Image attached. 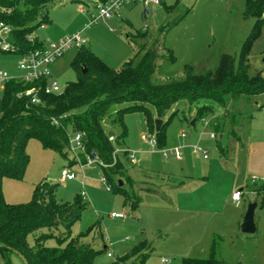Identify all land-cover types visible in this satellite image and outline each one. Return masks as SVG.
I'll use <instances>...</instances> for the list:
<instances>
[{"label": "rangeland", "instance_id": "rangeland-1", "mask_svg": "<svg viewBox=\"0 0 264 264\" xmlns=\"http://www.w3.org/2000/svg\"><path fill=\"white\" fill-rule=\"evenodd\" d=\"M246 1L164 0L163 4L148 9L141 4L127 3L119 8V17L99 19L91 24V18L98 15L97 0H81L82 3L59 0L48 8V22L44 28L39 27L34 36L48 45L79 33L88 42L85 48L110 68L118 70L134 58L141 47L151 45L158 36L159 27L179 19L164 39L166 49L172 51L175 60L171 63L165 61L166 55L161 51L165 58L160 60L161 67L152 77L153 83L163 84L181 78L186 66L202 74L216 67L220 54L234 53L241 34H248L254 24V19L243 16ZM173 5L175 9L166 12L165 7ZM136 33H146L147 38H136ZM261 43L264 48V40ZM75 54L74 50L69 51L50 66L53 78L63 88L78 79L71 66ZM19 61V55L0 51V71L13 79L23 76ZM248 74H261L264 78L262 51L249 58ZM251 101L247 103L239 99L229 108L233 115L250 109L249 115L246 112L242 118H237L242 124L229 135L219 133L214 127L217 124L219 129L223 125L222 109L217 108L192 126L188 119L194 114L190 116L185 101L179 102L172 110H178V114L165 127L163 147H158L142 112H125L124 147L138 164L137 168H132L131 164L124 163L127 175L135 183L132 188L141 199L135 214L125 206L124 196L117 191L116 185L111 187L104 180L99 165L82 166L78 163L81 162L78 160L80 152L73 150L65 159L56 151L44 148L34 138L28 139L25 145L29 161L22 178H3L2 196L8 204H26L31 201L35 187L48 182L57 184L55 198L58 203L71 204L76 198L81 199L86 209L71 227L70 234L76 237L95 224L100 225V229L95 228L82 239L84 244L91 245L98 252L93 257V264H116L119 257L142 242L152 249L144 264H179L183 258H206L210 250V234L228 222H236L240 212H246L249 204L258 202L255 216L259 230L256 234L245 241L232 237H227L224 242L215 241L220 259L227 263L264 264V202L259 195H252L249 191L254 187V177L251 179L246 172L252 145L264 142V94ZM172 111L162 120L163 123ZM246 115L249 116L247 120ZM225 116L229 117V113ZM230 127L228 119L224 131L228 133ZM109 129L116 134L121 130L119 126ZM211 134L216 138L211 139ZM142 136L150 137L156 143L150 144ZM194 147L202 148L207 159L203 154H192ZM170 150H179L182 153L180 159L164 158L162 152ZM117 152L119 154L120 150ZM63 168L74 172L75 179L61 181ZM241 184L245 194L244 206L236 208L231 202V193ZM123 186L130 191L127 184ZM112 214L124 217L112 218ZM62 231V228L55 230V237L49 238L46 246H57V237ZM27 241L33 246L32 236ZM104 247L106 250L100 252ZM108 253L112 257H108ZM131 262L132 259L128 261ZM0 264L25 263L16 253L9 252L5 257L0 250Z\"/></svg>", "mask_w": 264, "mask_h": 264}, {"label": "trees", "instance_id": "trees-1", "mask_svg": "<svg viewBox=\"0 0 264 264\" xmlns=\"http://www.w3.org/2000/svg\"><path fill=\"white\" fill-rule=\"evenodd\" d=\"M59 0H0V25L8 27L7 39L17 55L40 49L43 44L34 36L35 31L48 22V8ZM105 4L109 0H97ZM71 2H74L72 0ZM163 4V3H162ZM175 6L165 7L171 13ZM264 0H247L243 16L254 19L253 27L242 42L239 52L220 54L215 68L197 74L186 66L179 79L155 84L152 77L160 69V60L173 62L171 50L164 44L165 34L178 24L176 19L159 27L158 36L147 48L141 47L134 58L114 70L88 48L76 52L71 66L78 79L69 83L64 91L56 95L41 94L40 104H31L24 92L32 85L11 80L0 94V250L5 257L9 252H19L28 264H93L96 252L91 245L84 244L97 223L85 233L71 237V227L80 220L86 205L76 198L73 203H58L55 198L57 184L42 182L35 187L32 199L26 204L11 205L2 196L3 178L21 179L29 157L25 152L28 139L40 141L46 149L61 154L66 159L71 150V137L79 134L83 151L79 159L82 164L89 156L100 162L104 180L123 194L125 206L135 213L139 210L140 197L132 188L135 184L127 175L124 163L131 164L129 151L124 147L126 130L123 123L125 112L140 111L145 116L149 132L155 135L158 147L165 144V127L178 114L172 111L181 101L188 104V111L195 122L217 108L223 110V125L219 133L229 135L241 125L237 118L244 113L231 114L229 108L239 99L250 102L257 95L264 94V78L261 74L249 76V57L254 43L264 28ZM1 28V27H0ZM136 38H147L146 33H136ZM161 51L165 54H162ZM139 56V57H138ZM138 58V59H137ZM137 59V60H136ZM160 62V63H159ZM19 94L21 96H19ZM252 107V101L249 103ZM152 109V111H151ZM158 133L155 120H163L170 112ZM229 113V117L225 116ZM248 115L250 109L248 110ZM246 115V120L248 119ZM230 120V131H224L225 122ZM240 123V124H239ZM116 126L119 134L111 139L108 132ZM120 150V153L116 152ZM82 155V157H81ZM77 163V161H75ZM119 181L127 184L119 187ZM257 187V183H254ZM256 195L264 193V184L254 190ZM62 228L57 237L58 245L46 246L54 231ZM101 233V232H100ZM33 237L30 246L27 238ZM106 247L100 252H104ZM152 253L145 242L119 257L116 264H129L135 259L144 264ZM135 264V263H130ZM179 264H233L221 260L212 246L206 258H183Z\"/></svg>", "mask_w": 264, "mask_h": 264}, {"label": "built area", "instance_id": "built-area-1", "mask_svg": "<svg viewBox=\"0 0 264 264\" xmlns=\"http://www.w3.org/2000/svg\"><path fill=\"white\" fill-rule=\"evenodd\" d=\"M164 0H118V1H111L105 4L102 3H95L96 8L98 9L97 17L91 18V24H95L99 19H111L113 17H119L118 10L123 4L127 3H136L141 4L146 9L154 8L161 5ZM264 17V11H263ZM45 24H42L40 27L44 28ZM0 51L5 53H12L16 54L15 49L11 45V43L7 39V34L9 32V28L0 25ZM87 40L82 38L79 33L74 34L73 36H69L67 38L62 39L61 41L55 43H49L48 45H44L40 49H36L26 54L19 55V69L22 71V77L11 78L6 72L0 71V94L5 88V85L11 80L21 81L25 84L32 85L31 88L27 89L24 92V96L30 98L31 104H40L41 98L40 95H56L60 94L64 91L65 87H61L58 82L53 78L52 73L50 71V66L54 64L57 60L61 59L65 56V54L69 51H79L81 48L86 47ZM41 93V94H40ZM19 96H21L19 94ZM181 136L184 137L185 134L182 132ZM143 140L149 142L150 144L156 143V141H151L150 137L142 136ZM211 139H215L216 136L214 134L210 135ZM71 150L75 153L76 151L80 152L83 151V147L81 145V136L76 134L71 137ZM117 152V151H116ZM192 154L194 155H202L203 158L207 159L205 151L200 147H194L192 149ZM162 155L164 158H175L180 159L182 153L179 150H170V151H163ZM133 155L129 152V160L131 162H135L133 160ZM79 160V158H78ZM80 161V160H79ZM82 166L86 165H101L100 162H97L96 159H93L89 156L86 157V162L82 164L78 162ZM75 173L70 172L66 168L62 169L61 171V181H70L75 179ZM257 179L253 178L252 182L255 183ZM110 190V188H108ZM264 194V193H263ZM242 193L235 192L232 196V199L236 202L241 200ZM112 218H123V215L112 214ZM108 257H112V254L108 253ZM163 262H167L163 260Z\"/></svg>", "mask_w": 264, "mask_h": 264}, {"label": "crops", "instance_id": "crops-1", "mask_svg": "<svg viewBox=\"0 0 264 264\" xmlns=\"http://www.w3.org/2000/svg\"><path fill=\"white\" fill-rule=\"evenodd\" d=\"M87 1L94 2V0H87ZM74 2L75 3H82L81 0H74ZM248 34H245L244 36H243V34H241V38H239L240 42H238V44L236 45V49H237L236 51L237 52L234 51V53H231V54H235V55L238 54L240 46H241L242 42L244 41V39L247 37ZM263 40H264V28L262 30V34H261L260 38L254 43V45L252 47V51H251L250 57H253L255 54H257L260 51H262V53H264V48H262V45H261V44H263V43H261ZM43 46H44V44H43ZM261 49H263V50H261ZM75 52H77V51H75ZM225 53L226 54H230L228 52H225ZM251 148L252 149L250 151L249 159H247V163H246V169H247L246 172L249 174L251 179L253 177L254 178L257 177V187H260V186H262L264 184V142L255 143V144L252 145ZM131 165H132L131 166L132 168H137L138 164L136 162H134V163L131 162ZM242 185L243 184L237 186V188H234V190L231 193V202L236 208H241V207L244 206L243 205V201H244L243 197H244L245 194H244V188H241ZM257 187L256 186H254V187L252 186L251 188H249V191H251L252 195H256L254 190ZM140 190L142 191L144 189H140ZM235 192H241L242 193L241 200L239 202H236V201H234L232 199V196H233V194ZM259 198H261L262 202H264V194L259 195ZM255 203L257 204L256 210H255V215H256V211H257V208L259 206V203L258 202H255ZM262 204H264V203H262ZM245 213L246 212H244V211L242 213L240 212L238 214V216H237L236 222H234V223H231V222L229 223L228 222L224 226H220L219 229L216 232H213V233L210 234L209 249L211 250L212 246L216 245V251H217V255H218L219 258H221V254H219L220 252H218V244L215 241L216 239H218V241H223L224 242V240L227 237H232V238H238L239 239L238 241H240V240H244L245 241V240L250 239L251 236H253V235L243 234L241 232V225L243 223V219H244ZM255 224H256V229H257L256 233H257V231L259 230V227H258V223H257V220H256V216H255ZM210 250H209V253H210ZM131 263H135V259H132Z\"/></svg>", "mask_w": 264, "mask_h": 264}, {"label": "water", "instance_id": "water-1", "mask_svg": "<svg viewBox=\"0 0 264 264\" xmlns=\"http://www.w3.org/2000/svg\"><path fill=\"white\" fill-rule=\"evenodd\" d=\"M163 124V121L160 119L155 120V131L156 133L159 132L161 126ZM195 124V121L192 120L191 125L193 126ZM115 136L114 132L109 131L108 132V137L113 138ZM119 187L123 186L122 181H119ZM257 204L256 203H251L248 205L247 211L245 213L243 223L241 225V232L243 234L247 235H254L256 233V224H255V210H256ZM17 255L21 257V259L24 261L25 264H28L26 259L17 251H14Z\"/></svg>", "mask_w": 264, "mask_h": 264}]
</instances>
